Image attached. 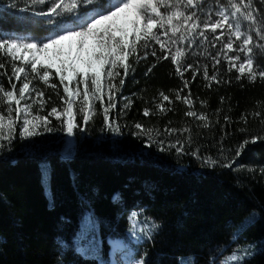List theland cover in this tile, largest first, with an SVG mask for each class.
Masks as SVG:
<instances>
[{"label":"trees","instance_id":"16d2710c","mask_svg":"<svg viewBox=\"0 0 264 264\" xmlns=\"http://www.w3.org/2000/svg\"><path fill=\"white\" fill-rule=\"evenodd\" d=\"M207 2L211 7L213 0ZM21 7L19 0H0V29L37 42L52 34L51 26L24 19L30 13H21ZM7 59L0 54V60ZM129 63L135 71L125 79L117 93L116 109L109 113L120 123V135L105 126L98 104L87 125L79 122L71 156L64 155L69 141L65 131H45L29 139L17 134L10 150L0 152V264H110L111 240L132 247L136 259L147 254L146 264H177L185 257L198 264H215L218 257L222 260L248 246H252V255L245 264H264V174L259 171L264 167V140L248 143L238 157L234 151L245 139L264 136L260 122L264 120V82L236 81L238 74L233 71L226 77L232 79L230 84L214 83L206 88L201 75L192 81V72H185L190 84L181 95L190 90L194 109L208 113L212 121L202 128L197 125L203 122L185 116L187 106L180 101L172 105L164 102L173 109L166 114L144 117L146 107L157 111L151 101L159 102L161 91L174 100L173 90L182 88L183 81L170 60L158 61L149 55L139 64L132 59ZM153 64L156 66L145 75ZM5 71L11 75L10 64L0 69V73ZM0 82L11 88L7 76H0ZM52 82L59 84L57 78ZM12 83L21 86L14 78ZM44 90L53 106H59L55 92ZM124 96L133 103L121 116ZM201 100L207 102L206 107L201 106ZM254 112L261 115L253 116ZM242 115L247 116V124ZM225 116L230 117V123L225 122ZM137 122L161 131L190 127L193 143L185 145V152L199 148L202 157L211 156L220 163L208 166L193 155H177L175 148L160 151L147 136L135 135L138 130L133 125ZM51 126L59 127V122L54 120ZM187 136L176 133L157 139L167 149L168 143ZM224 157H235L232 167L220 166ZM43 165L48 169L46 185ZM247 168L256 171L250 173ZM86 212L88 222L84 221ZM132 214L148 223L145 231L134 229ZM253 217L237 243L232 236ZM153 222L161 228L152 230L151 239H146ZM94 238L99 250L91 256L87 245L92 246ZM78 249L86 255H80Z\"/></svg>","mask_w":264,"mask_h":264},{"label":"snow or ice","instance_id":"6c2138e0","mask_svg":"<svg viewBox=\"0 0 264 264\" xmlns=\"http://www.w3.org/2000/svg\"><path fill=\"white\" fill-rule=\"evenodd\" d=\"M19 2L23 4L19 11L30 13L24 19L39 20L51 26L52 34L37 42L20 39L0 29V54L8 58L0 60V69H4L6 63L11 65V75L7 71L0 73V76H7L11 84V88H5L0 82V152L10 150L12 142L17 138V124L20 139L42 135L45 131H65L69 137L73 136L74 130L80 127L75 122L74 108L77 103V111L82 114L84 125L96 114L98 102L102 106L105 126L120 135L121 125L115 117L110 118L109 113L116 109L117 93L123 88L125 79L135 71L133 64L129 63L130 59L135 64L147 60L149 55L158 61L170 60L175 65V74L183 81L182 88L173 90L174 100L161 91L159 102L155 99L151 101L157 111L146 107L142 112L144 117L166 114L173 109L165 107L164 102L172 105L180 101L187 106L185 116L203 122L197 125L202 128H208L212 121L208 113L194 109L195 101L190 90L181 95L190 84L184 78L185 72H192V81L201 75L207 82L206 88H211L214 83L230 84L232 79L226 77L233 71L238 74L234 78L236 81L246 79L248 83H256L258 80L264 82V0H213L211 7L207 0ZM9 7L15 8L17 5L10 4ZM156 45H159L158 49ZM222 64L226 67L221 68ZM155 66L153 64L149 67L145 75ZM13 78L20 83L19 88L16 83H12ZM55 78H58L59 84L52 82ZM33 81H39L52 89L62 104L59 107L52 106L46 115H40L51 96L45 100V90L37 87ZM121 99L124 103L119 115L122 116L130 110L133 101L127 96ZM223 102L224 98L221 97ZM200 104L202 107L207 106L203 100ZM34 106H38L35 113ZM252 115L259 117L261 114L254 112ZM50 117L59 122V127L51 126ZM241 120L247 124V116L242 115ZM225 122L230 123V117L225 116ZM260 122L264 124V120ZM133 127L138 130L135 135L147 136L158 145L160 151L175 148L177 155H193L208 166L215 167L220 163L211 156L202 157L199 148L190 153L185 152V145L191 147L193 143L190 127H165L161 131L145 127L139 122ZM240 131L245 132L246 129L241 128ZM176 133H188V136L184 140L177 138L168 143L167 149L163 141L157 139ZM259 140H264V136L245 139L236 146L235 157L241 154L245 145ZM220 151L224 152L223 147ZM235 157L232 160L224 157L225 162L220 166L232 167ZM247 171L251 173L256 169L247 168ZM259 171L264 174V167ZM42 174L47 177L48 170L43 169ZM131 219L135 226L136 215L133 214ZM254 220L255 217L241 225L239 233L233 235L232 239L239 243L238 237L243 236ZM160 228L159 223L153 222L151 230L145 233L146 239H151L152 230L158 231ZM77 251L80 255H86L85 250ZM251 255L252 246H248L225 255L223 264H245ZM144 257L132 260L130 264H146ZM177 264H198V261L185 257L178 259ZM215 264H221L220 257Z\"/></svg>","mask_w":264,"mask_h":264},{"label":"rangeland","instance_id":"374dc122","mask_svg":"<svg viewBox=\"0 0 264 264\" xmlns=\"http://www.w3.org/2000/svg\"><path fill=\"white\" fill-rule=\"evenodd\" d=\"M163 11V9H161ZM23 40H29V41H32L31 39L29 38H23ZM16 63H19L18 61ZM58 79V78H57ZM34 84L37 85V87L41 88V89H45L47 88L45 85H43L42 83H40L39 81H33ZM61 91H62V86H61ZM45 100H48L46 97H44ZM52 100H50L45 108L44 111L40 112L39 114L40 115H46L48 111H50L51 107L53 106V102H51ZM123 101V100H122ZM24 102L22 101V104ZM105 103H107V101H105ZM62 104V101L61 103L59 104V106ZM98 102L96 103V111L98 110ZM57 106V107H59ZM37 108L38 106H34L33 108V112L35 113L37 111ZM79 108V104L77 103V105L75 106L74 108V112L76 114V120L75 122L79 125V122L80 121H83L82 120V114L79 113L77 111V109ZM14 115V114H13ZM93 117V116H92ZM91 117V118H92ZM51 119V123L52 121L55 120L54 117H50ZM79 130V127L76 128L74 130V135L69 137V141H68V144H67V147L64 151V155L65 156H71L73 155L74 153V148L76 146V143H77V139H76V136H75V132ZM19 124H17V134H19ZM47 166L46 165H43L42 166V170L45 169ZM48 170V169H47ZM42 180H43V183L44 185L47 184L48 182V175L47 177H44V175L42 174ZM47 196L49 197L50 195L48 194L47 192ZM136 215V221H135V226H134V229L138 232L141 231V229H143V231H145L144 229H147L148 228V223L142 221V220H139L137 217H138V214H135ZM133 214L131 215V218H132ZM89 214L86 212V214L84 215V221H87L89 220ZM132 221V219H131ZM132 224H133V221H132ZM110 244H111V252L112 254L114 253V258L115 260L113 261V257L112 259L110 260V264H130V262L132 260H135V254H134V251L132 250V247L128 246L124 241L122 240H111L110 241ZM87 249H89V252L87 253L88 255H91V256H94L95 254H97L98 250H99V245L97 243V239H93V245L90 246V245H87ZM221 264H223V258L221 260Z\"/></svg>","mask_w":264,"mask_h":264},{"label":"bare ground","instance_id":"6f19581e","mask_svg":"<svg viewBox=\"0 0 264 264\" xmlns=\"http://www.w3.org/2000/svg\"><path fill=\"white\" fill-rule=\"evenodd\" d=\"M112 257H113V261L115 260V258H114V253L112 254Z\"/></svg>","mask_w":264,"mask_h":264}]
</instances>
